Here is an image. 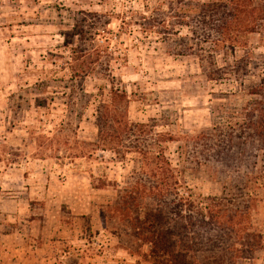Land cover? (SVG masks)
<instances>
[{"label": "rangeland", "instance_id": "obj_1", "mask_svg": "<svg viewBox=\"0 0 264 264\" xmlns=\"http://www.w3.org/2000/svg\"><path fill=\"white\" fill-rule=\"evenodd\" d=\"M213 1L0 0V260L41 236L91 241L99 229L105 251L148 250L136 256L101 215L141 166L131 134L116 143L124 159L94 145L97 106L116 88L141 144L171 159L170 190L193 194L239 248L204 253L206 264H264V31L216 41L194 13Z\"/></svg>", "mask_w": 264, "mask_h": 264}, {"label": "trees", "instance_id": "obj_2", "mask_svg": "<svg viewBox=\"0 0 264 264\" xmlns=\"http://www.w3.org/2000/svg\"><path fill=\"white\" fill-rule=\"evenodd\" d=\"M207 12L210 13L208 17ZM194 13L201 14L203 22L214 23L219 30L216 41L231 46L244 44L245 35L264 31V0H217L200 3L199 10ZM88 53V57L91 56V52ZM105 97L96 109L98 137L97 144L94 145L111 149L115 156L117 154L124 159L126 151L117 152L116 143L122 136L131 134L139 139V143L131 148L141 157L136 178L120 186L117 190L119 194L101 210V215L120 225L116 233L121 242L124 235L128 239L132 238L130 241L136 243L132 250L137 252L136 256L142 255L155 264H206L212 262V255L208 258L201 255L210 252H216L213 256L215 259L226 251L236 255L238 247L233 243L225 244L220 234L212 232L216 217L203 210V203L196 205L190 198H193V194L186 198L170 190L171 186L178 187L179 180L165 149H156L158 144L155 141L141 144L146 141L142 138L143 131L139 130L141 125L126 118L125 107L124 110L117 108L119 101H127L126 91L110 88ZM39 141L42 143L43 140ZM95 188H105V185ZM205 209H208L207 204ZM216 216L222 219L223 212ZM123 245L127 247L126 243ZM145 245H148V250L138 252ZM236 260L237 258H231L230 262L236 264Z\"/></svg>", "mask_w": 264, "mask_h": 264}, {"label": "crops", "instance_id": "obj_3", "mask_svg": "<svg viewBox=\"0 0 264 264\" xmlns=\"http://www.w3.org/2000/svg\"><path fill=\"white\" fill-rule=\"evenodd\" d=\"M261 233H264L262 227ZM102 235L103 230L99 229L94 231L91 241L86 235L80 239L74 235L57 236L52 241L41 236L34 248L28 244L16 245L13 257H2L0 264H155L144 257L136 258L117 251V248L105 251ZM108 245L111 244L107 243L106 247Z\"/></svg>", "mask_w": 264, "mask_h": 264}]
</instances>
